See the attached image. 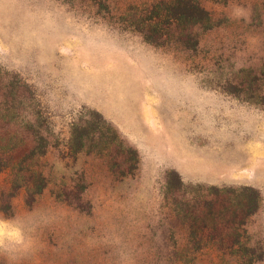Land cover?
Wrapping results in <instances>:
<instances>
[{
  "label": "rangeland",
  "instance_id": "1",
  "mask_svg": "<svg viewBox=\"0 0 264 264\" xmlns=\"http://www.w3.org/2000/svg\"><path fill=\"white\" fill-rule=\"evenodd\" d=\"M0 264H264V0H0Z\"/></svg>",
  "mask_w": 264,
  "mask_h": 264
},
{
  "label": "trees",
  "instance_id": "2",
  "mask_svg": "<svg viewBox=\"0 0 264 264\" xmlns=\"http://www.w3.org/2000/svg\"><path fill=\"white\" fill-rule=\"evenodd\" d=\"M196 7L199 9V7L197 6V4H196ZM201 10V9H200ZM247 190H250V191H252V192H254V193H256V196H254V198H252V209L251 210H254L255 208H257V206H258V204H259V202H260V197H259V194L257 193V191H255L253 188H251V187H248V189ZM259 256V255H258Z\"/></svg>",
  "mask_w": 264,
  "mask_h": 264
}]
</instances>
